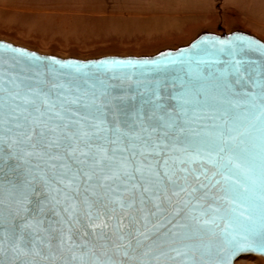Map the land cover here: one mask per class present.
<instances>
[{"label":"snow or ice","instance_id":"obj_1","mask_svg":"<svg viewBox=\"0 0 264 264\" xmlns=\"http://www.w3.org/2000/svg\"><path fill=\"white\" fill-rule=\"evenodd\" d=\"M0 50L16 54L0 57V254L12 264H162L152 236L167 225L171 259L197 264L192 241L221 221L227 232L258 215L264 229V64L242 47L221 48L211 66L189 61L172 81L142 68L134 93L56 59L16 71L26 54ZM221 180L217 199L236 207H205ZM231 244L222 264L253 250Z\"/></svg>","mask_w":264,"mask_h":264},{"label":"rangeland","instance_id":"obj_2","mask_svg":"<svg viewBox=\"0 0 264 264\" xmlns=\"http://www.w3.org/2000/svg\"><path fill=\"white\" fill-rule=\"evenodd\" d=\"M233 30L264 42V0H0V39L60 57L152 55Z\"/></svg>","mask_w":264,"mask_h":264},{"label":"water","instance_id":"obj_3","mask_svg":"<svg viewBox=\"0 0 264 264\" xmlns=\"http://www.w3.org/2000/svg\"><path fill=\"white\" fill-rule=\"evenodd\" d=\"M0 45L11 46L12 48L19 49L24 52L26 55L21 58V63L16 66V71H20L21 68H26L32 61L29 57H39L40 62H47L48 59L59 60L61 64H80L88 65L89 67L82 69L83 72L93 75V77H100L101 79L108 80L111 84L117 86V89H123L134 93L137 89L136 80L140 79V70L144 69H154L158 66L163 68L162 71H146L143 78L146 79H155V78H167L169 81H172L176 76H183L184 71L186 70L189 61H195L200 59L205 62L202 67L213 65V61L217 58L216 54L221 48L227 49L232 46H239L243 48L241 55L248 60L249 62L254 63L255 65L264 64V42L257 38L254 35L246 33L240 30H233L230 32L224 33H212V32H201L188 44L179 46L174 49H164L152 55H105L95 58H76V57H60L54 54H45L40 53L36 50L26 48L24 46L16 45L12 42L0 39ZM16 54L5 52L0 50V57L8 59L11 62V59ZM220 59H225L223 55L219 57ZM113 60L119 61H133V65H111L107 64L104 67H98L102 62H110ZM145 62H149L145 64ZM166 65V67H165ZM216 68L223 67L222 64H215ZM195 67V63H193ZM66 71H71L66 69ZM132 75V79H126L127 75ZM123 80V82H122ZM179 84V81L176 82ZM169 92L179 91V87L176 89H168ZM199 167V166H197ZM209 167L210 172L215 171V169ZM216 179H221L219 176ZM225 182L221 180L220 185H216L209 197L206 200L205 207L207 205L219 206L222 210L235 208L236 205L230 204L226 200L217 199L222 197L225 193L222 191L221 185ZM242 210V209H241ZM163 215H169L168 212ZM256 223L253 225L249 221H243V225L234 224L227 229V232L224 231L225 223L221 221L219 227L215 229L214 234L205 231L201 236L195 238L192 242L198 245V251L196 253L195 259L197 264H222V261L225 259L227 250L232 246L231 241L233 239L241 243H250L253 250L247 252L245 256H257L264 259V251H261V248L264 247V229L261 228L258 215L255 217ZM243 220V218H241ZM171 225L160 228L159 232L155 233L152 236V240L161 241L160 251L166 252V256L161 257L162 264H180V261L184 257H177L175 260H172L171 257L175 256V253L169 250V245L167 243L168 238L164 235L167 233L168 228ZM248 227L249 230H245ZM88 232L86 236L83 237L84 240L88 241L90 244H95L99 246L106 241L97 239V236L100 235L99 230L97 231L96 236L93 235L91 230L84 229ZM2 239V237H0ZM79 242V240H78ZM118 242V241H117ZM151 241L146 242L150 243ZM109 247H111V241H107ZM172 247H179L178 244H173ZM159 253H155L158 255ZM115 259H120L124 261V264H130L127 258L116 256ZM13 254L9 251L6 255L0 254V264H12ZM17 264H20V261L17 260Z\"/></svg>","mask_w":264,"mask_h":264}]
</instances>
